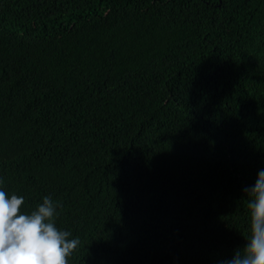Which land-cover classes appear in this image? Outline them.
I'll list each match as a JSON object with an SVG mask.
<instances>
[{
	"label": "trees",
	"instance_id": "1",
	"mask_svg": "<svg viewBox=\"0 0 264 264\" xmlns=\"http://www.w3.org/2000/svg\"><path fill=\"white\" fill-rule=\"evenodd\" d=\"M260 170L264 0H0V189L69 264H221Z\"/></svg>",
	"mask_w": 264,
	"mask_h": 264
},
{
	"label": "clouds",
	"instance_id": "2",
	"mask_svg": "<svg viewBox=\"0 0 264 264\" xmlns=\"http://www.w3.org/2000/svg\"><path fill=\"white\" fill-rule=\"evenodd\" d=\"M4 180L0 179V185ZM249 212V236L243 248L221 264H264V170L254 186L244 189ZM25 200L0 189V264H69L78 248L79 237L69 239L70 231L55 225L57 209L62 207L45 196L35 210L22 212Z\"/></svg>",
	"mask_w": 264,
	"mask_h": 264
}]
</instances>
